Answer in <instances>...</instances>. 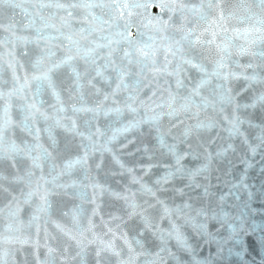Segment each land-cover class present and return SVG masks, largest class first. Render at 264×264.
Here are the masks:
<instances>
[{
  "label": "water",
  "instance_id": "water-1",
  "mask_svg": "<svg viewBox=\"0 0 264 264\" xmlns=\"http://www.w3.org/2000/svg\"><path fill=\"white\" fill-rule=\"evenodd\" d=\"M0 264H264V0H0Z\"/></svg>",
  "mask_w": 264,
  "mask_h": 264
}]
</instances>
